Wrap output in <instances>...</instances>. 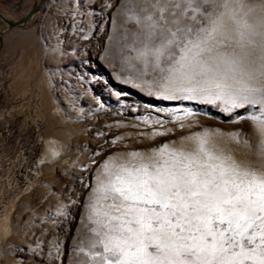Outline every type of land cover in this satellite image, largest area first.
Masks as SVG:
<instances>
[{
  "label": "rangeland",
  "instance_id": "obj_1",
  "mask_svg": "<svg viewBox=\"0 0 264 264\" xmlns=\"http://www.w3.org/2000/svg\"><path fill=\"white\" fill-rule=\"evenodd\" d=\"M225 1L43 0L25 28L0 19V264H104L114 234L101 225L119 214L100 182L115 165L210 152L264 172L259 97L233 107L241 81L200 60L192 82L171 72L198 60L187 48ZM33 4L0 10L18 19Z\"/></svg>",
  "mask_w": 264,
  "mask_h": 264
},
{
  "label": "snow or ice",
  "instance_id": "obj_2",
  "mask_svg": "<svg viewBox=\"0 0 264 264\" xmlns=\"http://www.w3.org/2000/svg\"><path fill=\"white\" fill-rule=\"evenodd\" d=\"M224 7H230L227 0ZM256 9L259 22L248 23L245 17ZM160 11L163 20L164 9ZM238 11H244V16H237ZM228 19L240 26L238 32L233 34L222 13L212 21L210 30H201L205 33L202 39L194 44L186 42V48L192 44L199 49L195 60L203 53L211 57L220 47L236 44L241 55L228 62L232 71L242 72L247 81L232 94L233 107L242 106L235 101L251 104L257 96L264 103V0L251 7L237 0L236 10ZM171 72L183 83L204 75L205 69L195 60ZM177 90L196 91L194 87ZM257 131L264 139V123ZM206 142L200 140L201 151ZM261 153L264 155V148ZM205 155L203 163L184 157L186 162L158 160L138 167L115 165L106 169L100 190L106 193L105 199L112 200L110 208L119 215L109 214L101 227L127 235L116 242L111 237L101 239L105 253H112L104 264H241L249 258L253 264H264V172L257 174L255 168L241 172L234 159L210 152ZM117 220L120 223H111ZM193 221L197 222L195 227ZM257 226L262 242L259 252L251 247Z\"/></svg>",
  "mask_w": 264,
  "mask_h": 264
},
{
  "label": "bare ground",
  "instance_id": "obj_3",
  "mask_svg": "<svg viewBox=\"0 0 264 264\" xmlns=\"http://www.w3.org/2000/svg\"><path fill=\"white\" fill-rule=\"evenodd\" d=\"M244 2L251 7L254 5H258L260 0H244ZM227 3L230 5V7L226 8L223 6V8H220V10H218V12L216 14V17L213 20H216L217 17H219L223 13L225 23L233 31V34H235L236 32H238L240 30V26L237 24H234L231 20H229L228 16L231 14V12L236 10L237 0H227ZM224 5H225V3H224ZM244 11H247V9H245ZM244 11H238L236 13L237 16L243 17ZM245 19H247L248 23H253V22L258 23L259 22V10L256 9L254 12L249 13L248 17H245ZM211 27H212V22H211ZM211 27H210V29H211ZM199 40L200 39H198L194 43L198 42ZM198 51H199V49L192 48V46H191V52L192 53L195 54ZM240 55H241L240 48L236 44H233L227 48L220 47L218 50V53H213L211 55V57L209 56V54L203 53L200 56H196V58L198 60L202 61L204 64L212 67L213 69L218 70L220 72H223L225 75L229 76L230 81H233L236 79L240 80L241 82L239 83V85L243 86L244 82L247 81V76H245L240 71L233 72L232 68L228 62L231 59H238ZM246 69H247V66H246ZM249 83H252V82H249ZM193 227H195V226L193 225ZM112 231L114 234V242H116L118 239H120L122 237V235H127L126 233L122 234L121 231H119V230H112Z\"/></svg>",
  "mask_w": 264,
  "mask_h": 264
},
{
  "label": "water",
  "instance_id": "obj_4",
  "mask_svg": "<svg viewBox=\"0 0 264 264\" xmlns=\"http://www.w3.org/2000/svg\"><path fill=\"white\" fill-rule=\"evenodd\" d=\"M43 0H34L33 6L28 12L18 19L6 17L0 10V19L6 25V28H25L27 22L40 10Z\"/></svg>",
  "mask_w": 264,
  "mask_h": 264
}]
</instances>
